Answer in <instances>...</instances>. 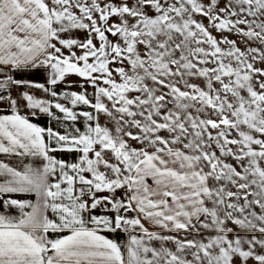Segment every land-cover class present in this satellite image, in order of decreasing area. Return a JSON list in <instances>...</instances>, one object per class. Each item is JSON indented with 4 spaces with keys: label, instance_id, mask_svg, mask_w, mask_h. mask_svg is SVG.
<instances>
[{
    "label": "snow or ice",
    "instance_id": "6c2138e0",
    "mask_svg": "<svg viewBox=\"0 0 264 264\" xmlns=\"http://www.w3.org/2000/svg\"><path fill=\"white\" fill-rule=\"evenodd\" d=\"M0 104V264H264V0H0Z\"/></svg>",
    "mask_w": 264,
    "mask_h": 264
},
{
    "label": "crops",
    "instance_id": "0c3cea01",
    "mask_svg": "<svg viewBox=\"0 0 264 264\" xmlns=\"http://www.w3.org/2000/svg\"><path fill=\"white\" fill-rule=\"evenodd\" d=\"M70 77H73V76H70ZM23 79L25 80H28V81H34V82H38V83H44L46 86H48L46 84V80H47V73L43 70V69H40V70H34V71H31V72H28V73H25L24 76H23ZM69 81V80H68ZM70 82V81H69ZM71 84V83H70ZM76 87H73L71 85V87L69 88L67 85L65 84H59L56 86V91L58 93H61L65 90H68V91H75L76 92ZM33 92L34 95H36L38 98H46V99H52L51 97H48L46 96L44 93H42V91L40 90H31ZM15 95V94H14ZM63 102V101H62ZM81 106H80V109L78 110H81ZM7 106L4 105V104H0V114H4L7 112ZM85 110V109H83ZM29 112L30 110L24 108V107H21V114L23 115H27L29 117V119L41 126V127H53L55 130L63 133L64 132V127L62 126L61 123H58L57 121H54V120H51L49 117H47L46 115L44 114H40L38 117H32L31 115H29ZM57 115H59V113H57ZM101 123H105V120H101ZM77 127H81V129L83 130V126L82 124L78 123L76 125ZM111 127V125L109 126ZM57 155V158H60V159H64L66 161H73L75 160V154H68V153H64V154H60V153H57L55 154ZM2 158V157H0ZM5 159H10V162L13 163V164H17L19 163L17 160L13 159V158H5ZM37 164H39V161H37ZM98 195H108V193H99ZM117 196H121L122 195V192H117L116 194ZM16 198H22V197H16ZM96 214H100L99 212H97ZM109 215H111V213H109ZM132 215V214H130ZM147 226V225H146ZM105 235H110V238H113V239H116L118 240L120 243H124L126 242V235L124 233H118L116 234L115 236H111V234H105Z\"/></svg>",
    "mask_w": 264,
    "mask_h": 264
},
{
    "label": "rangeland",
    "instance_id": "374dc122",
    "mask_svg": "<svg viewBox=\"0 0 264 264\" xmlns=\"http://www.w3.org/2000/svg\"><path fill=\"white\" fill-rule=\"evenodd\" d=\"M221 6H223V4H221ZM204 23L207 24V23H208L207 20H205ZM75 35H76L78 38L82 39V40L86 38V33H83V32L75 33ZM213 35H215V36L217 37V39L220 38V34H219V33H216L215 31L213 32ZM229 39H237V37H236V36H232V35H230V36H229ZM239 46H240L241 48H244V47H245V45H244L243 43H241ZM253 46H255V45H253ZM258 66H260V65H258ZM67 79L70 81V83H71V85H72L73 87H76V88H75V89H76V92H81V91L83 90V89L79 86V85L82 83V81H81L78 77H76V76L70 77V76H69ZM87 91H88L89 96L91 97V95L93 94V89H92L91 87H88V88H87ZM81 107H82L81 110L85 109L84 106H81ZM85 110H86V109H85ZM109 126H110V125H109ZM134 146L139 147V145H135V144H134Z\"/></svg>",
    "mask_w": 264,
    "mask_h": 264
}]
</instances>
